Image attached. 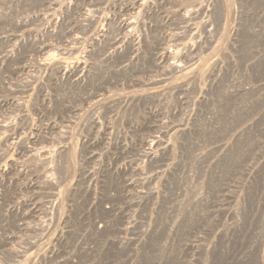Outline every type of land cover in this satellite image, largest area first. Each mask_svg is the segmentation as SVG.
Listing matches in <instances>:
<instances>
[{"label": "rangeland", "instance_id": "374dc122", "mask_svg": "<svg viewBox=\"0 0 264 264\" xmlns=\"http://www.w3.org/2000/svg\"><path fill=\"white\" fill-rule=\"evenodd\" d=\"M161 1L0 0V264L27 191L95 247L145 215L120 264H264V0Z\"/></svg>", "mask_w": 264, "mask_h": 264}, {"label": "built area", "instance_id": "2783aa9c", "mask_svg": "<svg viewBox=\"0 0 264 264\" xmlns=\"http://www.w3.org/2000/svg\"><path fill=\"white\" fill-rule=\"evenodd\" d=\"M22 208H18L21 217L20 221V237L19 242L25 243V246L19 244L17 252L21 254V258L34 257L32 264H120L123 263H138L144 257L150 254L146 248V242L153 233H158L159 230H153L151 220H148L145 215L137 212L121 214L122 218L127 219L123 229L114 226V234L112 236H104L106 225L102 220L95 222V231L100 236L98 245L95 247L87 241L88 235L92 234V229H89L90 223L86 222L83 214H78V217H72V213L66 210L60 217L61 223L57 227L55 224V212L58 204V199L54 198L53 194L43 199L39 193L28 192L27 196H23ZM110 210V207H106ZM43 214V216H42ZM132 221V222H131ZM134 222V223H133ZM54 224V230L58 231L53 238L51 228ZM97 226V229H96ZM43 230V234L49 233V240L39 241V231ZM43 246L38 249L37 244ZM163 241L157 245V251L164 250L161 248ZM33 245V249L27 254L28 246ZM115 246L112 250L110 246ZM121 252H124L121 255ZM83 254V257H82ZM121 255V257H120ZM109 256L113 260L109 259ZM8 264V263H7ZM11 264H22L17 261ZM29 264V263H27Z\"/></svg>", "mask_w": 264, "mask_h": 264}, {"label": "bare ground", "instance_id": "6f19581e", "mask_svg": "<svg viewBox=\"0 0 264 264\" xmlns=\"http://www.w3.org/2000/svg\"><path fill=\"white\" fill-rule=\"evenodd\" d=\"M150 2H153V3H156V4H159V5H164V2L161 1V0H138L137 2V5L141 3L142 4H145V3H150ZM151 4V3H150ZM124 26L126 27H131L132 26V23L127 21ZM180 66V65H178ZM78 77V75H76ZM76 81H78L79 79H75Z\"/></svg>", "mask_w": 264, "mask_h": 264}]
</instances>
